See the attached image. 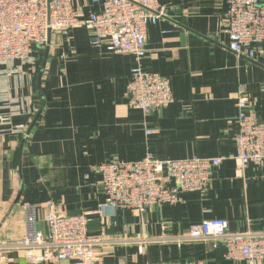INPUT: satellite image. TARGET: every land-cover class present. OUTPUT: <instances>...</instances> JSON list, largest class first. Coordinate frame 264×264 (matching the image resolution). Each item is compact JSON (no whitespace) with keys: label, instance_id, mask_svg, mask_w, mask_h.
Returning <instances> with one entry per match:
<instances>
[{"label":"crops","instance_id":"0c3cea01","mask_svg":"<svg viewBox=\"0 0 264 264\" xmlns=\"http://www.w3.org/2000/svg\"><path fill=\"white\" fill-rule=\"evenodd\" d=\"M72 1L83 18L100 10L92 0ZM159 3L164 15L148 25L140 60L92 45L85 26L50 33L38 53L35 101L27 103L25 114L11 118L13 124H25L27 134L0 135V239L19 234L17 209L4 219L11 204L38 205L41 216L51 201L62 213L89 216L88 234L102 240L95 248L96 264L191 258L246 264L225 260L223 248L211 242L176 238L200 220L216 217L228 220L230 232L264 233V164L250 163L238 172L232 158L239 90L264 121V54L247 59L226 47L228 37L218 23L225 0ZM136 66L169 78L170 104L149 114L128 105L127 86ZM27 82L23 95L31 93ZM148 156L222 161L203 195L181 192L179 202L151 206L142 216L109 208H103L104 215L96 213L104 203L96 166ZM39 226L46 232L43 222ZM4 254V264H27L17 251Z\"/></svg>","mask_w":264,"mask_h":264},{"label":"built area","instance_id":"2783aa9c","mask_svg":"<svg viewBox=\"0 0 264 264\" xmlns=\"http://www.w3.org/2000/svg\"><path fill=\"white\" fill-rule=\"evenodd\" d=\"M100 10L83 18L72 0H0V135L10 133L25 138L27 126L13 124L11 118L25 114L29 101H35L33 79L40 63L38 53L49 41L51 32L66 33L69 28L85 26L90 42L107 52L130 53L140 60L145 55L149 24L164 15L159 0H92ZM226 8L218 17L228 37L226 47L237 57L255 59L264 54V0H225ZM127 86L128 105L149 114L173 101L167 76L132 68ZM25 80L30 94H21ZM235 153L238 172L250 163L264 164V121L249 103L244 90L237 93ZM35 104V103H34ZM5 125L4 127H1ZM221 157L193 156L158 160L150 156L140 161L113 160L96 166L104 203L96 213L130 210L142 216L151 206L173 204L181 192L203 195L212 170ZM41 216L38 205L13 203L4 219L16 209L19 234L0 239V264L5 252L22 254L27 264H96L95 248L99 236L88 234L89 216L60 212L54 202H46ZM15 208V209H14ZM46 226L44 232L39 223ZM4 222L0 220V227ZM177 242H211L223 248V258L246 264L264 259V233L230 232L225 218L202 219L190 226ZM151 264V263H145ZM168 264H205L202 259L171 260Z\"/></svg>","mask_w":264,"mask_h":264},{"label":"trees","instance_id":"16d2710c","mask_svg":"<svg viewBox=\"0 0 264 264\" xmlns=\"http://www.w3.org/2000/svg\"><path fill=\"white\" fill-rule=\"evenodd\" d=\"M36 98H37V96H36Z\"/></svg>","mask_w":264,"mask_h":264},{"label":"water","instance_id":"95a60500","mask_svg":"<svg viewBox=\"0 0 264 264\" xmlns=\"http://www.w3.org/2000/svg\"><path fill=\"white\" fill-rule=\"evenodd\" d=\"M49 1V0H48Z\"/></svg>","mask_w":264,"mask_h":264}]
</instances>
